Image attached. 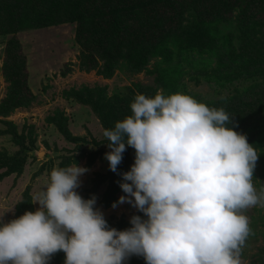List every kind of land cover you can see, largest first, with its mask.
Listing matches in <instances>:
<instances>
[{
    "label": "clouds",
    "instance_id": "9594fccd",
    "mask_svg": "<svg viewBox=\"0 0 264 264\" xmlns=\"http://www.w3.org/2000/svg\"><path fill=\"white\" fill-rule=\"evenodd\" d=\"M131 115L103 129L104 158L117 172L127 147L135 151L130 170L118 173L128 203L129 228L110 227L96 197L76 189L88 169L56 167L35 197L39 207L0 224V264H49L63 252L64 264H241L250 233L244 210L264 206V183L253 184L257 149L238 133L224 108H209L175 93H137ZM2 217V216H0Z\"/></svg>",
    "mask_w": 264,
    "mask_h": 264
},
{
    "label": "trees",
    "instance_id": "16d2710c",
    "mask_svg": "<svg viewBox=\"0 0 264 264\" xmlns=\"http://www.w3.org/2000/svg\"><path fill=\"white\" fill-rule=\"evenodd\" d=\"M186 8H192L199 19L198 28L182 23ZM235 10H238L237 30L222 33L224 40L218 41L213 36L214 32L208 31V23L213 26L220 20L230 18ZM65 21L76 24L75 36L81 43L80 54L84 69H97L103 77H110L123 61L134 72L143 70L158 50L163 55L165 51L168 52L166 40L177 41L183 49L211 50L218 55L222 54L215 66L200 69L202 76L207 81L217 76L219 78L216 80L222 82L224 79L250 82L243 92H238L235 87L234 96L228 97L231 100L222 96L206 106L224 108L235 122V126L229 124L228 127L245 134L248 143L254 148L264 146V0H0V34L9 35L5 41L4 59L0 67L6 81L0 115L26 105L34 96L28 86L26 57L15 33L24 28L44 27ZM256 30L261 33L254 36ZM233 40L241 43L238 44L239 50L233 45ZM244 52L246 54L242 55ZM158 81L156 84L163 87L161 80ZM137 86L138 92L146 97L154 98L157 93L156 88L150 85ZM105 89L106 85H96L85 86L80 92L73 91L80 103L91 107L104 129L113 128L115 122L132 114L129 106L136 95L131 90L107 98ZM1 121L5 127L0 128V134L14 135L20 149L13 156L0 153V169H4L0 176L20 174L29 154L35 151L34 144L24 143V137L18 136L9 122ZM57 125L66 138L71 137L66 127L60 123ZM62 156L59 167H66L69 157ZM130 166L127 147L117 172L109 170L98 175L90 192L107 180V193L114 194L120 188L117 182L122 179L118 173L129 171ZM42 168L33 177L42 172ZM112 202L108 198L103 200L106 207ZM16 208L17 211L10 220L31 211L28 186L22 202ZM120 225L121 230L131 226L129 223ZM64 257L62 251L57 252L53 254L49 264H64ZM128 260L130 264H145L140 256L133 255Z\"/></svg>",
    "mask_w": 264,
    "mask_h": 264
},
{
    "label": "rangeland",
    "instance_id": "374dc122",
    "mask_svg": "<svg viewBox=\"0 0 264 264\" xmlns=\"http://www.w3.org/2000/svg\"><path fill=\"white\" fill-rule=\"evenodd\" d=\"M233 12L230 18L220 20L213 26L208 23V31H213V36L218 41L224 40L222 33L237 30L238 10ZM183 18L182 23L199 27V19L192 8L184 9ZM75 27L74 22L65 21L44 27L24 28L15 33L26 57L28 86L34 96L26 105H20L8 114L0 115V128L5 127L1 120L9 122L18 136L24 137V143L34 144L35 151L29 154L20 174L10 173L0 176V216H2L0 224L7 223L14 217L16 207L24 197L26 186L30 196V212H34L39 207L35 203V197L50 180L51 170L59 167L62 155L69 157L66 166L74 162L77 166L88 169L80 177L81 185L76 191L85 199L95 195V207L101 210L110 227L121 230L120 224L129 223L132 215L143 217V213L138 212L128 203L117 204L116 208L112 207V204L125 193L120 188H117L114 194L107 193L109 185L107 180L101 182L92 193L90 192L96 184L98 175L109 171L108 161L104 158L105 152L109 151L105 145L108 141L102 134L104 128L96 114L91 107L80 103L73 91L80 92L85 86L106 85V97L111 98L131 90L134 94L140 93L137 89L138 84L150 85L157 91L162 90L165 96L175 93L187 94L197 102L208 105L219 97L225 96L228 99L234 96L235 87L238 88V92H243L250 82L241 79L232 81L224 79L222 82L216 80L219 78L217 76L207 81L200 73V69L215 66L218 59L221 60L222 54L218 55L211 50L183 49L184 47L177 41L172 40H166L168 52L165 51L163 55L158 50L143 70L134 72L123 61L110 77H103L97 69L88 71L82 66L81 43L76 39ZM260 33V30H256L254 36ZM8 37V34H0V67ZM232 43L237 50L240 49L241 43L236 40ZM158 80L164 84L163 87L156 84ZM5 90L6 81L0 72V106L4 100ZM58 123L67 128L71 137L66 138L59 131ZM14 138L12 134H0V153L13 156L19 151L20 146ZM256 149L259 156L253 172V184L259 191L260 182L264 183V146ZM129 153L132 165L134 149L129 147ZM40 168L42 172L33 177ZM3 171L4 169H0V173ZM106 196L113 201L107 207L103 204V200H107ZM243 214L248 217L250 233L241 248V264H262L264 206L257 204L244 210ZM124 264H130V261L127 259Z\"/></svg>",
    "mask_w": 264,
    "mask_h": 264
},
{
    "label": "bare ground",
    "instance_id": "6f19581e",
    "mask_svg": "<svg viewBox=\"0 0 264 264\" xmlns=\"http://www.w3.org/2000/svg\"><path fill=\"white\" fill-rule=\"evenodd\" d=\"M37 154V153H36ZM39 154H41L40 152H39Z\"/></svg>",
    "mask_w": 264,
    "mask_h": 264
}]
</instances>
